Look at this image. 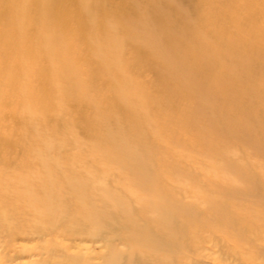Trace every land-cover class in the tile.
I'll use <instances>...</instances> for the list:
<instances>
[{
	"label": "rangeland",
	"instance_id": "obj_1",
	"mask_svg": "<svg viewBox=\"0 0 264 264\" xmlns=\"http://www.w3.org/2000/svg\"><path fill=\"white\" fill-rule=\"evenodd\" d=\"M158 3L160 5L162 1ZM181 5L180 1L170 9ZM186 15L187 12H181L178 17L186 18ZM134 16L132 13L128 15L130 18ZM97 19L98 14L95 18L85 17L87 22ZM35 24H25L23 30L28 33L23 36L49 40L59 50L70 52L71 58L82 60L78 68L76 64L54 68L56 75L68 77L72 91L70 95L59 91L44 110L35 113L33 127L39 130V126H44L45 137H50L57 144L48 152V159L52 162L54 159L65 160L64 168L79 167L77 163L87 158L103 161L106 170L92 173L104 177L108 192L116 186L114 181H139L137 174L142 170L137 169L132 174L120 163L135 166L159 161V167L166 169L165 175L171 179L157 182L159 191L156 195H163L166 187L175 197V200L161 198V208L167 210L163 217L159 215L162 218L144 211L150 221L159 220L160 226L164 227L168 223V231L165 229L162 235H158L160 243L153 235L123 240L126 233L120 237V233L112 230L103 236L76 237L74 241L60 237L56 241L68 255L79 257L86 264H264V50L262 55L254 58L255 54L247 43L243 49L252 55L244 59L230 56L226 50L203 54L192 47L180 57L196 61V68L182 63L177 65L173 60L164 66L152 63V67L144 68V60L133 54L132 44L151 41L125 28L124 32L130 35V39L121 45V53L125 68L130 69L124 75L110 67L109 62H114L112 59L105 58L100 65L89 64L87 59L94 48L85 46L78 34L66 40L57 33H49L48 25ZM199 24L204 26L201 20ZM72 27L79 31L83 24L79 22ZM173 28L172 25L161 30L165 33L161 35L163 39L167 36L169 40H175ZM3 29H10L9 22H4ZM182 29L185 36L195 33L189 27ZM254 37L264 40V32L256 30ZM196 38L206 42L204 33L197 32ZM161 41L155 40L158 45ZM172 44L176 47L174 41ZM157 49L155 46L152 50L155 56L163 53L161 48ZM216 58L221 66H214L215 70H211L210 64ZM41 64L38 72H28L25 76H39L45 70L49 71L51 64L45 58ZM89 72L95 73V82L79 87L78 82ZM110 79L118 84H140L147 98L133 106L112 95L104 105H100L104 100L101 90ZM38 80L35 83L41 85ZM230 80L234 83L226 87ZM17 99L18 95L12 94L9 100L2 101L5 111L0 115V174L9 176H15L19 171L32 174L37 168L32 154L35 146L30 148L22 140V123L12 114ZM42 103L39 98L36 107H42ZM118 109L138 114L145 122L151 123L152 129H161L170 118L175 119L174 126L161 134L156 132L153 137L169 152L165 153L154 144L146 145V140L131 138L123 132L114 133L113 139L131 143L123 152L110 150L102 141L106 132H112V119ZM90 113L109 119L107 128L87 123L86 116ZM173 136L181 139L172 142ZM62 148L66 150L59 154ZM105 153L115 154L114 160L109 161ZM237 167L242 171L233 170ZM246 167L252 173L245 172ZM240 172L245 173L242 175ZM248 176H252L251 181ZM122 184L127 185L126 182ZM128 191L117 196L133 209L143 208L157 199L154 195L139 196ZM146 225L154 232L152 223ZM248 226H255L256 232L244 233L236 240L234 230ZM256 233H260L259 242L250 243ZM2 239L8 246L0 244V264H57L62 259L58 256L60 253L53 257L47 255V251L55 249L48 237L15 234L11 238L0 236V242ZM167 243L171 245L168 247Z\"/></svg>",
	"mask_w": 264,
	"mask_h": 264
},
{
	"label": "bare ground",
	"instance_id": "obj_2",
	"mask_svg": "<svg viewBox=\"0 0 264 264\" xmlns=\"http://www.w3.org/2000/svg\"><path fill=\"white\" fill-rule=\"evenodd\" d=\"M158 1L0 0V115L5 111L2 101L9 100L12 94H17L18 99L13 104L12 114L22 123L20 131L22 140L30 148L35 146L32 154L37 167L32 174L19 170L15 176L0 174V236L11 238L15 234H25L48 237L55 249L47 251V255L53 257L56 253H60L58 256L62 258L57 264H86L81 258L68 255L56 241L60 237L74 241L76 237L103 236L112 230L120 233V237L126 233L123 240L153 235V238L160 243L161 237L158 235H162L163 231L165 229L168 231L170 227L168 223L165 227L160 226L159 220L150 221L145 212H153L163 217L167 210L161 208V198L164 196L175 200V197L166 187L163 195H156L159 191L157 182L171 179L169 175H165L166 169L159 167V161L144 162L135 166L120 163L132 174L137 169L142 170L137 174L139 181L122 182H126V186L131 188L114 181L116 186L108 192L104 177L92 173L106 170L103 161L95 162L86 157L87 160L77 163L79 167L64 168L62 165L65 160L54 159L52 162L48 159V152L57 144L50 137H45L44 126H39V130L33 127L35 113L44 110L59 91L63 90L67 95L72 91L68 77L63 74L56 75L54 68L68 67L70 64H76L78 68L82 60L71 58L70 52L59 50L58 46L49 40H39L37 36H23L28 33L23 30V26L36 25L35 23L48 25V32L57 33L62 39L68 40L78 34L85 46L94 48V52L87 59L89 64L100 65L104 63L105 58L112 59L114 62L108 61L110 67L124 75L130 69L125 68L121 53V45L130 39V35L124 32L125 28L135 31L140 36L148 37L151 41L147 44H132V52L144 60V68L152 67V63L164 66L170 64V60L176 61L177 65L182 63L196 68V61L188 59L189 65L188 60L180 57L192 47L203 54L215 53L214 50L217 52L226 50L230 56L246 59L252 54L245 52L243 46L249 43L251 52L255 54L254 58L262 55L264 40L254 37V32L256 30L264 32V0H187V3L183 0H161L160 5ZM180 1L181 7L170 9ZM181 12L188 13L186 18L178 17ZM129 13L134 14V18L128 17ZM97 14L99 19L85 21V17L95 18ZM200 20L201 23L204 22V26L199 24ZM4 22H9L10 29L7 31L3 29ZM79 22L83 27L77 31V28L72 26ZM172 25L175 40H169L167 36L163 39L161 35L165 33L161 30L169 29ZM182 27H189L195 33L185 36ZM197 32L206 35V42L197 40ZM250 37L252 39L248 41ZM156 39L163 41L158 45ZM172 41L176 47H173ZM214 44L217 47H214ZM188 45L191 46L189 49ZM155 46L161 48L163 53L158 56L153 55L152 50ZM43 58L51 64L49 71L45 70L39 76L26 77L25 74L28 72H38L37 68L42 66ZM214 66H221L217 58L213 64H210L211 70H215ZM254 66L258 67L256 63ZM122 74L120 75L124 77ZM37 79L42 82L41 85L35 83ZM94 82L95 73L89 72L78 82V86L83 88ZM233 83L234 80H230V84L226 87ZM101 94L104 100L100 105H104L105 100L112 95L133 106H137L147 98L140 84H118L111 79L106 81ZM39 98L43 103L42 107L37 108L35 103ZM86 120L87 123L97 124L103 129L109 125V119L92 113L86 116ZM144 120L129 110H116L112 119L114 124L112 132H106L102 142L107 144L110 150L120 149L123 152L125 146L131 142L120 143L113 139L114 133L123 132L131 138L146 140V145L154 144L158 149L168 153L169 149L162 143L154 141L153 137L158 131L159 134L166 132L168 127L174 126L177 121L170 118L161 129L158 127L152 129L151 123ZM178 139L181 138L173 136L171 141ZM65 150L62 148L59 154L64 153ZM106 155L109 161L115 158L113 153ZM239 169L237 167L233 170L239 171ZM247 169L246 167L245 172L252 173ZM240 170L242 171V168ZM245 172L240 173L243 175ZM251 177L248 176L250 181ZM124 191L139 196L154 195L157 199L147 203L143 208L133 209L132 205L123 204L117 196ZM161 216L159 217L162 218ZM149 223L161 232L155 229L153 232V229L146 225ZM234 232L237 233L235 238L237 240L244 233L256 232V227L237 228ZM259 234L256 233L250 243L259 242ZM0 244L8 246L3 239ZM169 245L171 243H167L166 246Z\"/></svg>",
	"mask_w": 264,
	"mask_h": 264
}]
</instances>
